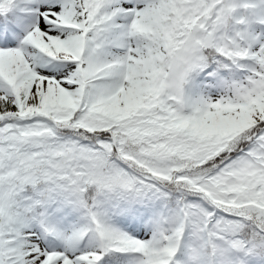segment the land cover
Wrapping results in <instances>:
<instances>
[{"label":"snow or ice","instance_id":"obj_1","mask_svg":"<svg viewBox=\"0 0 264 264\" xmlns=\"http://www.w3.org/2000/svg\"><path fill=\"white\" fill-rule=\"evenodd\" d=\"M0 264H264V0H0Z\"/></svg>","mask_w":264,"mask_h":264}]
</instances>
